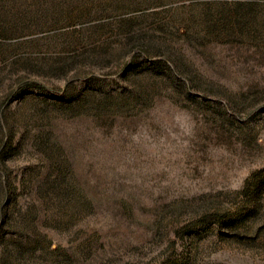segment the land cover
Wrapping results in <instances>:
<instances>
[{"label": "rangeland", "instance_id": "obj_1", "mask_svg": "<svg viewBox=\"0 0 264 264\" xmlns=\"http://www.w3.org/2000/svg\"><path fill=\"white\" fill-rule=\"evenodd\" d=\"M0 264H264V0H0Z\"/></svg>", "mask_w": 264, "mask_h": 264}, {"label": "trees", "instance_id": "obj_2", "mask_svg": "<svg viewBox=\"0 0 264 264\" xmlns=\"http://www.w3.org/2000/svg\"><path fill=\"white\" fill-rule=\"evenodd\" d=\"M2 195H3V192L1 191Z\"/></svg>", "mask_w": 264, "mask_h": 264}]
</instances>
